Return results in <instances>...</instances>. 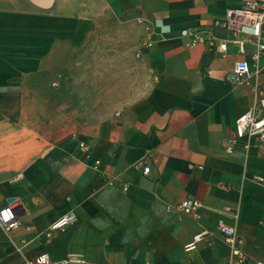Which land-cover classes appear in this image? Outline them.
Segmentation results:
<instances>
[{"label": "crops", "instance_id": "1", "mask_svg": "<svg viewBox=\"0 0 264 264\" xmlns=\"http://www.w3.org/2000/svg\"><path fill=\"white\" fill-rule=\"evenodd\" d=\"M245 1L0 0V208L14 197L21 223L0 226V264L40 253L213 264L229 255L219 220L247 255L232 264H264V153L224 150L264 91V55L254 57L256 37L213 23ZM186 27L209 40L188 45ZM146 39L152 46L140 49ZM238 59L248 83L230 81ZM144 157L147 173L136 165ZM187 197L201 202L198 217L176 208ZM68 211L75 222L47 237Z\"/></svg>", "mask_w": 264, "mask_h": 264}, {"label": "built area", "instance_id": "2", "mask_svg": "<svg viewBox=\"0 0 264 264\" xmlns=\"http://www.w3.org/2000/svg\"><path fill=\"white\" fill-rule=\"evenodd\" d=\"M139 23H143L144 29L151 31V24L145 22L142 18H138ZM215 25L230 30L235 35L237 33L244 34L247 38L256 37L257 51L254 57L264 55V42L260 41L262 27H264V0H246L240 7H229L225 10L224 18L221 20H214ZM180 34L188 38V45L193 46L198 43H203L207 40L202 33L195 27H186L180 29ZM231 42L239 47L241 51L244 49V40L237 37L231 39ZM211 45L215 49L224 52L226 50V41L221 40L218 43L210 38ZM152 46L150 39L143 40L140 44V49L149 48ZM139 56V53H136ZM251 75V69L246 59H238L234 62L230 81L232 83H248ZM243 140L240 144L239 141ZM241 146L242 149L248 151L251 147H256L259 152L264 153V91L257 89V97L253 105L240 114L235 119V131L227 139L224 146L226 152H231L235 147ZM99 161H95V167ZM137 166L142 167V172L149 171L147 158L144 157L136 162ZM126 188V187H124ZM201 207V202L193 198H184L176 204V208L193 217H198V210ZM224 210H230L225 207ZM7 214V218H5ZM234 218L237 217L236 212ZM76 215L72 211H68L53 221L45 231V235L49 237L51 232L55 229H61L65 226L74 223ZM0 226L5 230L16 229L21 226L18 212L15 209L14 201L8 202L0 208ZM219 230L224 235V241L229 246L228 259L222 262H215L213 264H232V263H246L247 255L241 248V239L236 235L233 226L227 225L222 220L217 223ZM26 230L30 227L26 226ZM207 234L206 230L195 233L192 238L184 244L185 250H193L198 243ZM23 264H92L87 261L81 253H68L63 259L59 261H51L46 253H40L33 258L27 259ZM253 264H262V261H256Z\"/></svg>", "mask_w": 264, "mask_h": 264}, {"label": "water", "instance_id": "3", "mask_svg": "<svg viewBox=\"0 0 264 264\" xmlns=\"http://www.w3.org/2000/svg\"><path fill=\"white\" fill-rule=\"evenodd\" d=\"M14 199V197L8 198L7 202H11Z\"/></svg>", "mask_w": 264, "mask_h": 264}, {"label": "snow or ice", "instance_id": "4", "mask_svg": "<svg viewBox=\"0 0 264 264\" xmlns=\"http://www.w3.org/2000/svg\"><path fill=\"white\" fill-rule=\"evenodd\" d=\"M5 218H7V214H5Z\"/></svg>", "mask_w": 264, "mask_h": 264}, {"label": "rangeland", "instance_id": "5", "mask_svg": "<svg viewBox=\"0 0 264 264\" xmlns=\"http://www.w3.org/2000/svg\"><path fill=\"white\" fill-rule=\"evenodd\" d=\"M65 108H66V106H65Z\"/></svg>", "mask_w": 264, "mask_h": 264}]
</instances>
